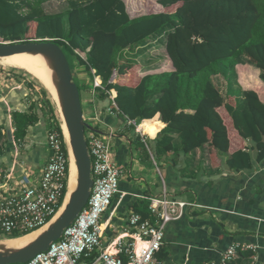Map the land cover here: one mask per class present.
Returning a JSON list of instances; mask_svg holds the SVG:
<instances>
[{"label":"trees","instance_id":"16d2710c","mask_svg":"<svg viewBox=\"0 0 264 264\" xmlns=\"http://www.w3.org/2000/svg\"><path fill=\"white\" fill-rule=\"evenodd\" d=\"M44 2L0 0V42L46 38L61 47L67 60L94 69L105 90H97L98 99H109L106 92L113 91L117 111H112L126 121H143L142 135L153 138L166 125L154 140L157 152L178 150V139L183 153L206 148L212 164L225 156V165L236 173L264 164V103L247 88L261 92L259 81L264 84V0H157L152 8L161 12L151 9L136 18L129 17L123 0H65L67 8L56 14L45 13ZM150 39L163 44L171 71L135 79L134 63L123 55ZM247 66L257 78L239 69ZM236 73L243 85L237 91ZM114 75L118 83H111ZM219 75L232 77L225 93L215 79ZM40 94L46 126L61 132L58 111L43 86ZM27 108L11 112L18 141L40 120L34 105ZM3 130L1 125L0 143L7 139ZM236 142L238 149L231 153ZM252 256L239 253L233 264H247Z\"/></svg>","mask_w":264,"mask_h":264},{"label":"crops","instance_id":"0c3cea01","mask_svg":"<svg viewBox=\"0 0 264 264\" xmlns=\"http://www.w3.org/2000/svg\"><path fill=\"white\" fill-rule=\"evenodd\" d=\"M123 2L130 18L149 14L133 17V4ZM151 9L152 13L162 11ZM150 41L159 40L150 39L145 46L150 45ZM167 66L171 71L169 61ZM81 68L84 69L80 66L78 70ZM78 70L79 79L84 81L83 73ZM234 79L236 86H243L238 73ZM82 87L86 95L81 101L83 119L93 129L87 131L102 136L104 134H100L97 126L102 124L108 128L111 137L107 135V138L114 146V162L123 171L119 191L101 218L102 245H107L125 231L133 233L128 226V219L133 213L141 217L145 213V220L155 223L156 216L149 211L150 200L162 199L166 195L167 200L195 204L197 207L186 209L180 219L166 226L162 248L156 255L160 264L216 262L232 244L255 246L256 263L264 264V164H254L251 172L236 173L225 165V156L215 157L212 164L206 148L183 153L178 139V150L157 152L154 140L166 126L159 115L155 117L163 124L162 129L153 138L144 136L141 134L143 121L132 129V125L117 113L108 112L110 106L97 98V91L87 88L84 83ZM0 104L5 117L0 126L5 127L3 133L7 131V139L3 138L0 143V175L4 176L14 169L16 177L26 175L31 181L38 180L48 156L40 120L28 128L23 140H15L11 112H25L28 108L20 110L13 106L14 103L11 107L10 103L6 106ZM129 128L134 133L135 148L129 141ZM238 146L239 142L233 144L230 152L237 150ZM9 155L11 161L5 166L6 156ZM251 155L254 159V152Z\"/></svg>","mask_w":264,"mask_h":264},{"label":"built area","instance_id":"2783aa9c","mask_svg":"<svg viewBox=\"0 0 264 264\" xmlns=\"http://www.w3.org/2000/svg\"><path fill=\"white\" fill-rule=\"evenodd\" d=\"M90 73L92 90L105 91L96 71L90 69ZM106 94L112 105L108 112H112V108L117 111L115 93ZM59 122L62 124L61 120ZM127 122L135 125V121ZM61 124V132L53 126L46 129L48 156L38 180L31 181L26 175L16 177L14 169L0 175V237L30 235L48 226L60 211L68 193L72 164ZM109 138L94 132L85 135L92 180L88 202L73 224L63 230L59 240L23 264H160L156 255L162 248L166 226L180 219L186 209L197 206L167 200L166 195L162 199H151L149 211L156 216L155 223L133 213L128 219L133 233L125 231L107 245H102L101 218L118 193L123 175L114 162ZM249 251L253 256L247 264H257L254 257L256 247L237 244L225 249L218 261L204 264H233L239 253Z\"/></svg>","mask_w":264,"mask_h":264},{"label":"water","instance_id":"95a60500","mask_svg":"<svg viewBox=\"0 0 264 264\" xmlns=\"http://www.w3.org/2000/svg\"><path fill=\"white\" fill-rule=\"evenodd\" d=\"M17 54L41 55L50 63L60 109L58 112L67 131L68 145L76 169V187L63 211L42 233L21 247L0 249V264H23L47 251L50 244L60 239L63 230L73 224L84 209L92 188L91 162L85 132L93 129L83 119L80 93L61 47L46 38L27 42H0V59ZM115 78L116 75L111 83Z\"/></svg>","mask_w":264,"mask_h":264},{"label":"rangeland","instance_id":"374dc122","mask_svg":"<svg viewBox=\"0 0 264 264\" xmlns=\"http://www.w3.org/2000/svg\"><path fill=\"white\" fill-rule=\"evenodd\" d=\"M125 1H128V3L133 4L132 9L134 11L133 12L134 14L133 17H134V16H138V15H142L144 13L146 14L147 12H150L151 8L154 6V1H157V0H135L138 2H135L134 0H125ZM42 7L45 13L56 14V13L63 12L67 8V3L65 2V0H45ZM159 41L157 42L150 41L151 42V43L149 42L150 45H147L143 48L134 47L126 51L125 54L123 55L125 59L128 58L129 60L133 61L134 63L133 69H135L133 70L135 74V79H139L146 74H156V73L166 72L168 71V69H170L167 66L168 60L166 57L163 44ZM77 55L83 58L86 57L85 54L78 53ZM68 61H69L73 81L77 85L79 92H80L81 101H83L86 98V95L84 94V88L82 87V84L84 83L85 86L89 89L92 88L91 73L87 71L84 67H83L84 69L81 68L82 70H78L80 66L78 65L77 61H74V59L68 57ZM239 69L243 71L245 69H248L247 72L251 73L257 78V73H255L256 71L253 70V68L245 67V68H239ZM12 70L14 69L10 70L0 65V103L5 104L4 106H6V103L7 104L10 103L9 104L10 107L14 103L13 106L15 105L20 110H25L27 109V107L34 105L36 107L35 112L40 117L41 131L45 133L47 129V126H45L46 119L44 116L46 112V108L44 109L42 108L44 106L43 102L45 98L42 97V95L40 94L41 86L38 84V81L34 80L33 78L23 73L22 71L21 72L17 71V72L12 73L11 72ZM77 70L81 71V74L83 73V76L85 77L84 81L79 79ZM215 79L217 80L218 87L220 88L222 93H225L227 91L226 82L228 80H232V77L230 75H227L226 76L227 81H226L221 75H219ZM114 82L118 83L116 81ZM234 82H235L234 84L235 87L233 88L235 91H237L239 87H238V84L236 86V81ZM259 83H260L261 92H259L258 88L253 87V86H249L247 88L257 91L259 97H261V100H264V84L261 81H259ZM233 93H236V92H233ZM96 94L98 98L99 93H96ZM102 102L106 103L108 106H110V108L112 107L110 99H104L102 100ZM1 109L2 108L0 104V123L2 121V118L4 117L3 113H1ZM140 123L141 122L139 121H135V125H132L133 127L132 129L137 127V124L140 125ZM97 127H98V131L100 132V134H104L102 135V137L106 139L107 135H109L108 128H106L102 124L98 125ZM132 129L129 128L128 133L131 135V138L129 139V141L132 143V148H135L136 141H135V137H134V133ZM88 133L89 131H86L85 135H87ZM145 141L148 142L149 140L146 138ZM111 149H112V152H114L113 143H112ZM254 154L256 156L255 152ZM6 159L7 161L5 163V166L9 165L11 161V156L10 155L9 157L6 156ZM2 239H6V238L0 237V240Z\"/></svg>","mask_w":264,"mask_h":264},{"label":"bare ground","instance_id":"6f19581e","mask_svg":"<svg viewBox=\"0 0 264 264\" xmlns=\"http://www.w3.org/2000/svg\"><path fill=\"white\" fill-rule=\"evenodd\" d=\"M0 65L10 70L15 69V70L22 71L23 73H26L34 80L38 81V83L41 86H43L46 89V91L49 93L53 103L55 104L57 111L60 110L58 106V99H57L56 90L54 86L53 72H52L50 63L44 57H42L41 55L17 54L14 56L0 59ZM59 119H60V116H59ZM61 127L64 132V135L66 136V138H68L67 131H66V128L63 122L61 124ZM75 187H76V169H75L74 161L72 158L71 173H70L69 185H68V193H67V196L65 198V201L60 211L57 212L58 214L52 220V222L60 215V212L63 211ZM47 227L48 226L30 235H27L25 237L16 238L14 240L13 239H2L0 240V249L2 248H13L14 249V248L21 247L27 244L28 242H30L35 237H37Z\"/></svg>","mask_w":264,"mask_h":264}]
</instances>
